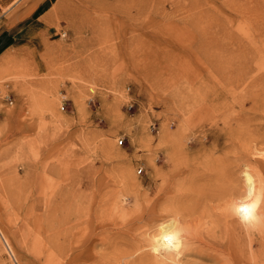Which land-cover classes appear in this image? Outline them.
Segmentation results:
<instances>
[{
  "label": "rangeland",
  "instance_id": "1",
  "mask_svg": "<svg viewBox=\"0 0 264 264\" xmlns=\"http://www.w3.org/2000/svg\"><path fill=\"white\" fill-rule=\"evenodd\" d=\"M25 6L0 57V264H150L163 222L212 230L221 162L262 184L264 0H0V20ZM263 226L237 240L250 264ZM207 241L178 264H227Z\"/></svg>",
  "mask_w": 264,
  "mask_h": 264
},
{
  "label": "bare ground",
  "instance_id": "2",
  "mask_svg": "<svg viewBox=\"0 0 264 264\" xmlns=\"http://www.w3.org/2000/svg\"><path fill=\"white\" fill-rule=\"evenodd\" d=\"M261 75V74H260ZM223 77V76H222ZM231 79V78H230ZM231 83V82H230ZM263 83V82H261ZM235 85V84H234ZM249 87H251L249 85ZM248 88V87H247ZM253 89V88H252ZM262 89V88H261ZM246 92V91H245ZM247 93V92H246ZM257 93V92H256ZM243 94V93H242ZM258 96V95H257ZM220 98H222L223 96H219ZM261 97V96H259ZM263 97V96H262ZM241 98V97H240ZM254 98H257L256 100H258L259 98L256 97V95H254ZM264 98V97H263ZM241 100V99H240ZM259 100H263V99H259ZM258 100L257 103H260ZM236 101V100H235ZM238 101V100H237ZM241 102H243L241 100ZM263 102V101H262ZM239 103V102H238ZM237 103V104H238ZM224 104V103H223ZM264 104V102H263ZM258 107V106H257ZM256 107V108H257ZM264 107V106H263ZM254 108V107H253ZM260 108V106H259ZM258 108V110H259ZM250 110V109H249ZM252 110V109H251ZM255 110V109H254ZM257 110V109H256ZM255 110V111H256ZM254 111V112H255ZM260 111V110H259ZM258 112V111H257ZM221 112H219L220 114ZM238 114V113H237ZM236 115V114H235ZM239 115V114H238ZM255 115V114H254ZM253 117V116H252ZM237 118V117H236ZM253 119V118H252ZM252 121V120H251ZM214 122V121H213ZM236 126V125H234ZM243 129V127H241ZM239 128V129H241ZM250 132V131H249ZM241 135V134H240ZM261 136V134H258ZM257 135V136H258ZM263 136V140H264V134L262 135ZM262 136H261V139H258L259 140H262ZM249 137V136H248ZM258 140V141H259ZM262 140V141H263ZM261 141V142H262ZM263 143V142H262ZM250 144V143H249ZM246 145V144H245ZM243 145V146H245ZM243 146H240L241 148H243ZM247 146V145H246ZM246 146L244 147L246 149ZM226 148V147H225ZM227 150V149H226ZM252 151V150H251ZM243 153V152H242ZM224 154V153H223ZM245 155V153H244ZM244 155H238L237 158H235V163L236 165L237 164H240V161H245L244 160ZM232 156V155H231ZM248 157V156H247ZM221 158H217L216 160H220ZM224 159V158H223ZM191 160V159H190ZM215 160V161H216ZM192 161V160H191ZM220 161H223L222 159ZM225 161V160H224ZM231 162V161H230ZM228 162V163H230ZM216 163H220V162H217ZM223 163V162H221ZM220 163V164H221ZM228 163H225V165ZM218 165V167H224L223 164L222 166L221 165ZM210 165V164H209ZM230 165V164H229ZM233 166V165H232ZM232 166L226 168L224 167L223 168H220L218 169L217 166V169L220 171V169H222V171H216V174H213L214 178H213V183L214 181L217 180L218 183H221V185L217 184L216 187H212L214 190V192L211 194V197H214L215 199H217L222 205V211H218L220 212L219 216H217L216 218V215L215 216V220L213 221L214 223V227L212 228H208L209 230H211L210 232H207L205 233V235H202L200 236V234H197V231L196 233H193L191 232L190 229H192L191 227H194V224H193V221L191 220H188V221H184L185 223H181L183 221H179V220H175L174 219L173 221H170L169 223L165 224L164 222L162 224H160L159 226H157L158 228L154 231V233L151 235V237L148 239V244H146V249L150 248L149 250V253L147 254H142L141 257L136 259V261L140 260L139 262H147V263H150V264H178V262H180L181 258H183L187 252H189V254L193 251V252H196L194 251V246L197 245V243H201L204 241L205 238H208V241L207 242H204V246L207 247L206 249L210 250L211 252L214 250L213 248H215V246L217 245H220L222 247V251L220 253V255L223 253V251L227 254V258H228V263L227 264H250V254H249V250L247 249H242L240 247V245L238 244V241L239 238H241L242 236V240L244 237H247L248 236H253L252 232H254L255 229H259L261 224L264 223V164L262 163V167H261V171L263 173V176L259 175V171H258V175L260 176V181L262 184H259V187H257V189H254L250 186V178L248 177L247 182L246 183H249V186L248 187V193L245 192V189L246 187H242L241 185H238V181H236L234 179V176H235V170L233 171L232 169H230ZM211 167V165H210ZM239 167V165H238ZM192 169V168H191ZM214 171V170H213ZM239 171V170H238ZM247 171V170H246ZM253 171V170H252ZM209 172V171H208ZM256 172V170H255ZM218 173V174H217ZM243 173V172H242ZM251 173V171H250ZM237 174V173H236ZM253 174V173H252ZM261 174V173H260ZM249 175V174H248ZM247 175V176H248ZM251 175V174H250ZM257 175V176H258ZM212 176V175H211ZM246 176V175H245ZM201 178V177H200ZM219 180V181H218ZM235 180V182H234ZM216 182V183H217ZM190 183V182H189ZM191 184V183H190ZM192 184H193V181H192ZM210 184V183H209ZM215 184V183H214ZM181 185V183H180ZM187 185V184H186ZM196 185V184H195ZM213 185V184H212ZM202 186V184H201ZM210 186V185H209ZM200 187V186H199ZM211 189V188H210ZM193 191V190H192ZM197 192V191H196ZM248 194V195H247ZM188 195V194H187ZM189 195L191 197H195L193 196V194L191 192H189ZM244 195H247L246 197H244ZM189 196V198H190ZM197 197V195H196ZM195 197V198H196ZM177 200H179V197L176 198ZM192 199V198H191ZM190 199V200H191ZM194 202V198L192 199ZM191 200V201H192ZM181 201V200H180ZM172 203V202H171ZM178 203V201H177ZM181 204V203H180ZM189 204L190 201H189ZM182 205V204H181ZM187 205V204H186ZM209 205V204H208ZM183 208L187 207V210H188V207L192 208L191 206H185L183 204ZM65 208V207H64ZM221 208V207H220ZM243 208H247L248 210H250L249 214L250 215H254L256 217H258V221L251 224V225H244V224H241L240 220L237 218V212L241 211V209ZM215 209V207H214ZM217 209V207H216ZM219 209V208H218ZM203 210V209H202ZM201 210V211H202ZM205 210V209H204ZM221 210V209H220ZM192 211V209H189V212ZM211 211V210H210ZM173 214H172V213ZM169 211V214L173 217V215H176L180 212L178 211ZM194 212V211H193ZM206 212V211H204ZM209 212V211H208ZM217 212V211H216ZM187 213V212H186ZM191 213V212H190ZM167 214V213H166ZM184 214V213H182ZM206 214V213H205ZM209 214H211L209 212ZM217 214V215H218ZM168 215V214H167ZM169 215V216H170ZM189 214H187L188 216ZM203 215V214H202ZM200 215V216H202ZM168 217V216H167ZM197 217V216H196ZM207 218V216H205ZM184 218V216H183ZM236 218V219H235ZM187 219V218H186ZM197 220L198 217L196 218ZM195 219V220H196ZM203 219H204V215H203ZM208 219V218H207ZM209 221V220H208ZM211 221V223H212ZM195 222V221H194ZM203 222V221H201ZM197 223V221H196ZM200 223V222H199ZM212 223V224H213ZM202 225V224H201ZM206 225V224H205ZM156 227V226H155ZM208 227V226H207ZM264 227V226H263ZM197 228V226H196ZM200 228V227H199ZM206 228V227H205ZM264 229V228H263ZM195 230V229H194ZM201 230V229H200ZM204 230V229H203ZM195 232V231H194ZM177 233L181 234V241L182 243L180 244L179 248L177 251H169L167 249H170L171 248V244H165L164 242H167L170 238V236H173V235H176ZM264 233V232H263ZM257 235V234H256ZM206 236V237H205ZM146 238V237H145ZM252 239V238H251ZM256 239V238H255ZM247 242H249L247 240ZM258 242L260 243V246L264 247V236L260 237V239H258ZM250 244V243H249ZM248 245V244H246ZM251 245V244H250ZM202 246V245H200ZM203 246V247H204ZM253 246V245H252ZM251 246V247H252ZM144 246L140 247V249H142ZM148 247V248H147ZM202 247V249H203ZM210 247H213L211 250ZM145 248V247H144ZM218 248V247H217ZM164 250V251H161V250ZM201 250H197V253L198 251L201 252ZM216 249V248H215ZM249 249V248H248ZM205 250V249H204ZM203 252H207V250H205ZM264 250V248L262 249ZM143 251V249H142ZM135 252V251H134ZM147 252V251H146ZM217 251L215 250V255L214 257H218ZM137 253V252H136ZM145 253V252H143ZM196 253V254H197ZM213 254V255H214ZM264 254V251L262 253V255ZM138 255V254H137ZM208 255V253H207ZM206 255V256H207ZM199 256V255H198ZM204 256V254H203ZM212 256V255H211ZM209 257V258H212V257ZM223 257H226V255H223ZM254 256V255H253ZM220 257V256H219ZM218 257V258H219ZM221 257V258H223ZM125 258V257H124ZM227 258H224V259H227ZM112 259V258H111ZM115 259V258H114ZM223 259V260H224ZM263 259H264V255H263ZM214 260V259H213ZM218 259H216V262H217ZM222 261V259H221ZM253 263V261H251ZM193 263V262H192ZM112 264V263H111ZM180 264V263H179ZM185 264V262L183 263ZM189 264V262L187 263ZM196 264V263H195ZM198 264V263H197ZM200 264V263H199ZM224 264V262H223ZM253 264H257V262L254 261Z\"/></svg>",
  "mask_w": 264,
  "mask_h": 264
},
{
  "label": "crops",
  "instance_id": "3",
  "mask_svg": "<svg viewBox=\"0 0 264 264\" xmlns=\"http://www.w3.org/2000/svg\"><path fill=\"white\" fill-rule=\"evenodd\" d=\"M40 11V9H32L30 6L15 7L4 19L0 20V57L5 54L7 48L9 49L10 46L18 42L17 40L28 35L36 27V20L42 15Z\"/></svg>",
  "mask_w": 264,
  "mask_h": 264
},
{
  "label": "clouds",
  "instance_id": "4",
  "mask_svg": "<svg viewBox=\"0 0 264 264\" xmlns=\"http://www.w3.org/2000/svg\"><path fill=\"white\" fill-rule=\"evenodd\" d=\"M250 212V210H249ZM249 212L247 214L238 211L237 212V218L240 220L241 224L244 225H251L255 222L258 221V217L254 215H250ZM165 244H171V248L167 249L169 251H177L180 244L182 243L181 241V234L177 233L176 235L170 236L169 240L167 242H164ZM161 251H164L163 249Z\"/></svg>",
  "mask_w": 264,
  "mask_h": 264
},
{
  "label": "snow or ice",
  "instance_id": "5",
  "mask_svg": "<svg viewBox=\"0 0 264 264\" xmlns=\"http://www.w3.org/2000/svg\"><path fill=\"white\" fill-rule=\"evenodd\" d=\"M241 211H242L243 213H245V214H247V213L249 212V210H248L247 208H243V209H241Z\"/></svg>",
  "mask_w": 264,
  "mask_h": 264
}]
</instances>
